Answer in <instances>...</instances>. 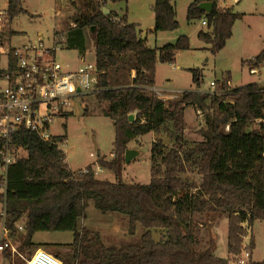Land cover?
Listing matches in <instances>:
<instances>
[{"label":"trees","instance_id":"16d2710c","mask_svg":"<svg viewBox=\"0 0 264 264\" xmlns=\"http://www.w3.org/2000/svg\"><path fill=\"white\" fill-rule=\"evenodd\" d=\"M77 1L78 14L74 28L65 33V48L83 56L85 31H89L99 71L95 99L105 104L102 114L112 122L115 133L111 159L97 155L95 165L111 172L114 182L98 179L91 165L70 170L57 145L66 135L44 142L30 131L14 134V145L26 155L9 166L5 191L0 193L8 237L21 233L16 228L21 223L18 250L54 247L60 251L51 255L60 264H229L228 258L215 256L214 237L210 233L204 240L201 228L207 222L209 233L213 223L226 218L227 253L235 256L241 252V224L246 221L251 227L256 220L264 221V86L250 83L230 89L222 84L218 94L183 91L165 103L146 91L154 85L156 65L172 64L176 52L189 49L188 38L180 36L174 43L150 48L140 39L138 25L129 23L126 15L116 19L114 13L101 12L106 0ZM217 1L192 0L186 11L187 20L206 19L208 30L199 31L197 37L210 45L212 54L225 46L233 24L242 18L229 9L219 10ZM203 2L212 3L210 12L199 9ZM150 9L153 33L178 28L174 0H155ZM5 14L8 27L15 17L28 15L22 0H7ZM14 34L10 29L6 40ZM8 60V69H14L15 58L10 55ZM244 63L249 69L263 64L264 48ZM130 69L135 74L129 81ZM120 71L125 76L111 83L110 73ZM191 72L198 86L200 71ZM187 107H193L204 123L197 131L201 141L191 146L183 137ZM151 132H164L173 140L172 146L154 141L148 184L124 182L127 145ZM188 169L198 175V181L186 176ZM89 201L102 214L127 216L129 235L140 225L145 231L139 243L107 246L99 232L78 226ZM39 231L70 232L72 242L33 244L32 236ZM249 247L251 252L253 237ZM3 253L10 261V254Z\"/></svg>","mask_w":264,"mask_h":264},{"label":"rangeland","instance_id":"374dc122","mask_svg":"<svg viewBox=\"0 0 264 264\" xmlns=\"http://www.w3.org/2000/svg\"><path fill=\"white\" fill-rule=\"evenodd\" d=\"M146 1L131 0L130 10L131 19H140L141 30L147 32L148 46L154 48L167 43H174L180 36H186L189 42V49L178 52L172 64L158 63L156 65L155 87L162 96L147 90L148 94H154L167 103L176 99L183 91H207L211 81L216 82L214 91L219 92L222 84H226L232 89L227 84V80L224 79L230 80L233 87H240L256 80L261 81L264 78V65L259 69V74L252 75L249 73V67L244 63L245 60L257 56L264 46V0H219L218 8L232 9L233 12L244 15L235 21L231 37L216 54L211 53L209 44L197 37L199 31L208 30V25L202 27L199 19L187 20L186 18L187 6L191 0H174L178 28L172 32H165L163 37H155L148 32L151 21L153 25V15L145 6ZM22 5L28 15L22 14L15 17L11 21L10 27L7 25L5 16L0 21L2 42L8 43L11 47H19L28 41L34 43L39 36L44 40L45 46H49L52 38H57L56 42H59L61 35H65L66 31L74 28L78 14L77 0H22ZM103 7L107 11L112 10L119 13L122 11L128 19L127 3L121 1V3L113 4L107 0ZM6 8L7 0H0V12L5 13ZM10 29L15 34L10 37L8 42L6 39ZM85 36L86 50L83 56H79L77 51L67 50L63 46L55 53V61L61 64L64 69H76L82 58L85 62L94 61V50L88 30L85 31ZM6 67L7 55L0 54V74L4 73ZM194 69H198L201 74L198 86L192 81L191 70ZM124 76L121 71L118 73L111 72V83H118ZM126 81L127 79L123 78L121 83L125 84ZM4 85L5 81L0 77V87ZM259 85L264 86L261 82ZM104 105L96 101L95 91L88 92L72 100L71 113L68 116H58L50 124V132L53 136L66 135V140L62 144L59 143V148L65 152L66 163L74 171L85 169L89 165L94 166L97 155L107 160L111 159L110 153L113 149L115 133L112 122L102 114ZM183 121L185 127L183 137L188 145L191 146L193 143L201 141L197 131L204 127L202 116L193 107H187L183 112ZM64 126L66 127L65 130ZM252 127H257L256 122ZM154 141H161L168 147L173 144V140L164 132H151L132 141L129 148L127 145L128 149L137 151L138 155L133 157L129 163L124 162L122 171L124 182L138 184L150 182V149ZM18 155L24 157L26 155L25 150H19ZM95 176L100 180L114 182V175L107 170L102 169L95 173ZM186 176L196 181L199 180L198 175L190 172V170ZM2 190L0 187V193ZM1 208L0 203V212ZM85 214V219L78 221V226L82 225L99 232L107 246L138 244L145 231L140 225H136L135 234L129 235L127 233V216L117 213L102 214L94 208L92 201L88 202ZM208 226L209 224L205 222L204 227L201 228L204 230L202 232L204 240H207V236L210 234L207 231ZM1 227L0 221V237L2 235ZM226 231V222L223 220L217 230L219 235L217 254L220 256L226 255ZM152 232L154 238L158 239L156 233L153 230ZM250 232V238L247 236L242 239L241 249L243 248L242 245L250 243L251 237H253L252 261L262 262L264 261V221L256 220L252 224ZM21 235L22 231L13 238H9L14 251L9 249L4 252L10 254L11 260L5 259L2 252L0 264H12L15 260L17 264H26L31 258L35 250L34 247L27 248L22 252L18 250ZM32 240L34 243L44 242L65 246L72 242V234L70 232L39 231L34 234ZM43 250L50 255L60 251L54 247ZM231 257L230 255L228 259Z\"/></svg>","mask_w":264,"mask_h":264},{"label":"built area","instance_id":"2783aa9c","mask_svg":"<svg viewBox=\"0 0 264 264\" xmlns=\"http://www.w3.org/2000/svg\"><path fill=\"white\" fill-rule=\"evenodd\" d=\"M4 16L6 14L0 12V21ZM200 24L202 27L208 25L205 18L200 20ZM56 39L52 38L51 44L45 46L44 40L39 36L34 43L28 41L17 48L3 43L0 39V54L11 55L16 60L14 69L7 68L1 74L5 81V85L0 87V187L3 193L9 166L23 157H20L18 152L24 149L14 145L13 135L25 130L33 132L44 142H52L54 136L50 132V124L53 120L70 112L73 99L97 90L99 71L95 63L83 62L74 70L64 69L55 61V53L59 48H65V35L60 36L59 42H56ZM256 72V69H249L250 74ZM215 83L211 81L207 91L216 92ZM148 90L161 95L154 88ZM0 221V254L9 249L14 251L2 211ZM241 227L245 233L243 238H250L251 227L248 223L243 222ZM16 228L23 231L21 223L16 224ZM249 245V242L242 245L241 252L232 256L229 264H249ZM26 264H60V261L44 250L37 249Z\"/></svg>","mask_w":264,"mask_h":264},{"label":"crops","instance_id":"0c3cea01","mask_svg":"<svg viewBox=\"0 0 264 264\" xmlns=\"http://www.w3.org/2000/svg\"><path fill=\"white\" fill-rule=\"evenodd\" d=\"M109 1V0H108ZM154 1L155 0H147L146 1V3H145V6L147 7V9H148V11L150 10L151 11V9H149V8H151V6L153 5V3H154ZM192 1V0H191ZM111 2V1H110ZM122 2H124V3H127L128 4V8H127V16H128V19H127V21L129 22V23H134V24H137L138 25V27H139V29H140V31H141V33H140V35H139V37H140V39H142V40H144L145 41V43H146V45L148 46V40H147V32H144L143 30H141V23H140V19H131V10H130V5H131V0H125V1H122ZM218 2H219V0L217 1V4H216V7L218 8ZM107 3V0H106V2L103 4V6L105 5ZM111 3H113V4H118V3H121V1H118V2H111ZM191 3V2H190ZM189 3V4H190ZM188 4V5H189ZM101 7V12L102 13H104V14H107V13H114L115 15H116V19H119V18H121L122 16H124V14H123V12L121 11L120 13L119 12H117V11H107V10H105L104 9V7ZM188 7V6H187ZM219 10H224V9H228V8H218ZM230 11H232L233 12V10L232 9H229ZM149 11V12H150ZM151 13H152V11H151ZM235 13V12H234ZM238 14H240V13H238ZM152 15H153V13H152ZM242 15H244V14H242ZM204 18V17H203ZM150 25L148 26V28H149V33L150 34H152V35H154L155 37H163V35H165V32H156V33H153L152 32V30H153V28H154V15H153V25H152V21L149 23ZM202 31V30H201ZM67 32V31H66ZM205 32V31H204ZM54 33V32H53ZM177 40V39H176ZM26 44V43H25ZM167 44H169V43H167ZM24 45V44H23ZM165 45V44H164ZM22 46V45H21ZM21 46H19V47H21ZM163 46V45H162ZM148 47H150V46H148ZM161 47V46H160ZM14 48H17V47H14ZM151 48V47H150ZM154 48H159V47H154ZM263 48H264V46H263ZM262 48V49H263ZM66 49V48H65ZM178 52H180V51H178ZM178 52H176V54L178 53ZM79 55V54H78ZM80 56V55H79ZM176 56V55H175ZM93 57H94V51H93ZM9 59V56H7V67H6V69L8 68V60ZM252 59V58H251ZM248 60H250V59H247V60H245L244 62H246V61H248ZM83 62H85L84 61V58H82L81 59V63H80V65L78 66V67H80L81 65H82V63ZM92 62H94V61H92ZM95 63V62H94ZM264 65V63L263 64H261V65H259L257 68H255L256 69V74H252V75H257V74H259V69L262 67ZM77 67V68H78ZM156 71H157V66H156ZM134 74H135V72H134V70H132V69H130L129 70V72H128V79H129V81L134 77ZM0 77H1V74H0ZM155 79V78H154ZM260 79V78H259ZM224 80H227V84L229 85V86H231L232 88H234L232 85H231V82H230V80H228V79H224ZM263 83V85H264V78L263 79H261V81L260 80H256L255 82H253V83H257V84H259V83ZM152 88H154L155 90H157V91H159L156 87H155V80H154V85H153V87ZM204 92H206V91H204ZM165 96V95H164ZM167 96V95H166ZM71 113V109H70V112L69 113H67V114H65V115H69ZM140 138V137H139ZM139 138H137V139H139ZM136 139V140H137ZM130 144H131V142L128 144V148L130 147ZM127 148V149H128ZM128 150H131V149H128ZM135 151V150H134ZM137 152V151H136ZM64 154H65V152H64ZM111 154V157H112V153H110ZM137 155H138V152H137ZM93 169H94V171H95V173H98V171H101L102 169L101 168H99L97 165H95L94 164V166H93ZM70 170H72V169H70ZM82 170H84V169H82ZM72 171H74V170H72ZM2 205V204H1ZM2 209V208H1ZM223 220H225V222H226V226H227V219L226 218H222V219H220L219 221H217V222H215V223H213L212 224V226H211V229H210V233H211V235H213V237H214V241H215V249H214V254H215V256H217V257H219V258H224V259H226V258H228L229 257V254L227 253V231H226V255L225 256H220V255H218L217 254V252H218V241H219V235H218V232H217V230H218V227H219V225L221 224V222L223 221ZM34 236V235H33ZM33 236H32V239H33ZM32 242H33V240H32ZM33 244H49V243H42V242H33ZM38 249H41V250H43L44 249V247H39ZM35 251V250H34ZM250 261L251 262H254V261H252V252H251V258H250Z\"/></svg>","mask_w":264,"mask_h":264},{"label":"water","instance_id":"95a60500","mask_svg":"<svg viewBox=\"0 0 264 264\" xmlns=\"http://www.w3.org/2000/svg\"><path fill=\"white\" fill-rule=\"evenodd\" d=\"M199 9H201L202 11L208 13L211 11L212 9V3L211 2H203L201 4H199ZM129 119H131V117H129ZM137 155V152L134 150H128L126 149L125 153H124V162L125 163H129V161L135 157Z\"/></svg>","mask_w":264,"mask_h":264}]
</instances>
